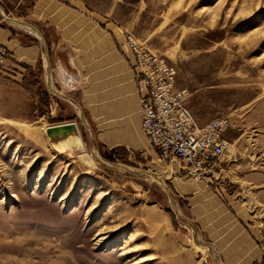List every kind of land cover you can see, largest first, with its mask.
Segmentation results:
<instances>
[{
    "label": "rangeland",
    "instance_id": "374dc122",
    "mask_svg": "<svg viewBox=\"0 0 264 264\" xmlns=\"http://www.w3.org/2000/svg\"><path fill=\"white\" fill-rule=\"evenodd\" d=\"M57 1L175 67L195 127L228 119L225 152L186 177L75 123L51 138L41 74L0 75V264H264V0Z\"/></svg>",
    "mask_w": 264,
    "mask_h": 264
},
{
    "label": "crops",
    "instance_id": "0c3cea01",
    "mask_svg": "<svg viewBox=\"0 0 264 264\" xmlns=\"http://www.w3.org/2000/svg\"><path fill=\"white\" fill-rule=\"evenodd\" d=\"M101 21L57 0H18L13 7L0 0V44L13 73L41 74L53 119L75 123L101 148L150 155L155 149L141 129L135 58L124 35Z\"/></svg>",
    "mask_w": 264,
    "mask_h": 264
},
{
    "label": "built area",
    "instance_id": "2783aa9c",
    "mask_svg": "<svg viewBox=\"0 0 264 264\" xmlns=\"http://www.w3.org/2000/svg\"><path fill=\"white\" fill-rule=\"evenodd\" d=\"M143 92L139 98L141 129L161 160L178 161L186 177L206 175L212 161L225 152L227 118L195 127L184 109L188 93L176 87L177 70L163 57L142 50L132 36L126 37ZM10 53L0 44V75L12 71Z\"/></svg>",
    "mask_w": 264,
    "mask_h": 264
},
{
    "label": "water",
    "instance_id": "95a60500",
    "mask_svg": "<svg viewBox=\"0 0 264 264\" xmlns=\"http://www.w3.org/2000/svg\"><path fill=\"white\" fill-rule=\"evenodd\" d=\"M64 124L68 126H62L61 128H54V129L52 127L46 128V134L51 138H54V137L58 138L60 136H65L67 132L70 130L72 131L74 130V132L78 133L77 127L74 123H64Z\"/></svg>",
    "mask_w": 264,
    "mask_h": 264
},
{
    "label": "bare ground",
    "instance_id": "6f19581e",
    "mask_svg": "<svg viewBox=\"0 0 264 264\" xmlns=\"http://www.w3.org/2000/svg\"><path fill=\"white\" fill-rule=\"evenodd\" d=\"M62 126H68V125H60L59 127L58 126H56V127H52L53 129L54 128H61ZM70 126V125H69ZM67 134H68V136H70V138H72V141L74 142V140H75V137H76V132H74V130L72 131V130H70V131H68L67 132ZM86 155H84L83 157V161L85 162V163H89V164H94L93 163V160H91L90 158H89V156L88 157H85ZM137 235L138 234H136V232H132V233H130L129 235H128V237H127V240H126V242H125V244L126 243H129V242H132V241H134L135 240V238L137 237ZM102 241V240H101ZM130 244V243H129ZM126 245H128V244H126ZM205 247H206V249H207V246H204L203 245V248L205 249ZM135 248V247H134ZM137 248V247H136ZM202 248V247H201ZM139 249V248H138ZM135 252H136V250H135Z\"/></svg>",
    "mask_w": 264,
    "mask_h": 264
}]
</instances>
